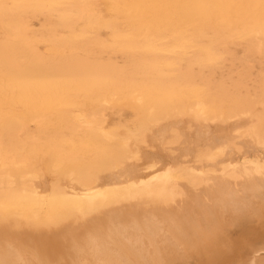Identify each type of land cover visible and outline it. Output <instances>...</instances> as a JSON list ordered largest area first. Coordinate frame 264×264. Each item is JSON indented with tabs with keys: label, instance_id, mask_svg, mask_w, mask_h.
<instances>
[{
	"label": "bare ground",
	"instance_id": "6f19581e",
	"mask_svg": "<svg viewBox=\"0 0 264 264\" xmlns=\"http://www.w3.org/2000/svg\"><path fill=\"white\" fill-rule=\"evenodd\" d=\"M41 1L38 8L45 2ZM161 1L178 0L117 3L126 7L125 13L133 12L125 15L144 30L156 32L166 17V27L185 22L195 28L189 41L195 42L194 34L211 36L207 58L195 61L208 70L206 90L197 92L191 75V102L176 84L159 82L153 87L163 94L151 92L115 64L74 54L60 55L55 66L44 63L42 53L31 51L28 23L0 0L5 32L0 66L9 68L14 83L12 88L4 86L0 96V110L10 106L4 110L5 119L0 117V264H264V91L259 95L258 89L246 88L245 94L238 91L229 97L222 84L214 89L212 81L227 60L220 50L226 30L235 34L241 27L243 39L255 41L248 48L251 55H264V0H180L187 9L158 14ZM49 6L64 8L58 19L66 29H74L79 20L100 21L92 0H52ZM154 42L149 40L148 46L156 51ZM25 50L28 56L23 58ZM180 55L178 61L189 62L192 69L190 52ZM12 89L23 95L12 94ZM70 89H97L95 95L101 97L104 92L124 97L136 93L134 105L142 112L141 121L108 130L95 114L59 110L57 129L84 130L88 137L74 144L73 153L64 139L40 142L30 135L25 122H43L37 105H49L51 98L66 96ZM228 97L230 105L224 103ZM18 105L24 110L11 109ZM184 124L195 146L183 157L193 155L194 165L180 157L163 161L151 152L155 144L166 145L168 137L180 141L184 135L179 127ZM81 147L96 154L93 161H86ZM148 147L153 149L147 152Z\"/></svg>",
	"mask_w": 264,
	"mask_h": 264
},
{
	"label": "rangeland",
	"instance_id": "374dc122",
	"mask_svg": "<svg viewBox=\"0 0 264 264\" xmlns=\"http://www.w3.org/2000/svg\"><path fill=\"white\" fill-rule=\"evenodd\" d=\"M3 1L5 3L4 7L9 9L14 15L16 16L20 15L22 19L28 23V25L30 26V30L27 32V39L30 43L29 46L31 47V51L42 53L46 59L44 60V63L47 62V64L50 66L51 64L53 65L57 64L58 61L54 59H58L60 55L69 56L74 54L79 59L90 60L91 62L94 63L115 64L118 67H120V69L123 70L125 75H127L129 78H134L136 80V83H139L141 85L143 84L147 85L148 86L147 90L151 92L158 91V89L155 90L153 86H156V83H158L159 86L160 85L159 82L163 83L160 86H163L164 84L165 85L173 84L175 86L176 84L177 86H175V89L182 94L183 98L186 96L187 98L186 100H190L191 102L193 100L192 97L190 96L192 92H191V86L189 85L192 84L190 81L191 75L194 77V82L200 88L197 89V92L202 91L201 93H203L204 90H206L205 78L209 75L208 70L206 69L204 70L202 66L196 64L195 61H197V59L200 61L207 58L208 52L206 51H208L207 47L211 45L212 38L210 36V38L202 39L200 36H196V34H194L195 42L189 41V39L192 38L193 31H195V28L190 24H185V22H182L177 27H166L168 20L166 19V17H163L161 18L160 27L156 30V32L155 31L150 32L144 30L143 27H140L137 24V21H133L125 15V14H133V12L125 13L126 7H124L123 5L121 6L117 3V1L123 3V1L125 2V0H92L94 3L95 12L97 14H100L99 17L100 21L97 23H91L90 21L87 20H79L76 22L74 29H66L59 24V19H58L59 13L63 11L64 8L61 6L58 9H54V10L50 9L49 5L52 2V0H45L42 8H38V6L42 2L41 0L38 1L24 0V2H18V3H14L13 0H3ZM159 3L157 5L159 6L161 5V9L158 10L159 12L158 14H179L180 9L182 8L187 9V4L180 0L173 2L161 1V4ZM118 7L122 9L118 10ZM94 26H96L97 28ZM228 30H226L225 32L227 33L224 32V35L222 36L224 44L220 47L221 52L224 53V61L226 60L225 57L227 56L226 57L227 62L225 61L226 63L224 62L223 66H221L224 68L223 71L217 70V74L214 75L212 80L213 88L214 89H216L217 87L220 88L223 85L225 92L226 93L228 92L227 95L229 97H233L234 95L232 94L237 93L238 91L245 94L246 88H248L250 92H254L256 89H258V94L260 95V92L264 91L263 89L264 88V55H257V56L251 55L248 48L253 46L255 41H253V39L248 37L247 38L249 40L246 38L243 39L241 27L239 28L240 31L236 32L235 34L234 32L231 33L230 30L228 32ZM3 32L4 31L0 24V40L3 39L4 37L5 32L4 33ZM143 36L146 38H144ZM141 39L143 40L147 39L146 42L147 41L149 42V40L151 41L153 39V41H155L154 45L157 46L156 51L155 49L151 50L149 48L148 45L150 43L148 42L146 43ZM208 39L210 40L208 41ZM20 41H24V40L22 39L19 40V42ZM127 42H129V44L134 43V45L129 46ZM143 43L144 46L142 45ZM157 43L159 45H157ZM145 44L146 46H148L147 48H145L146 47ZM183 44L186 46V49H184L185 46ZM126 47L129 48L130 50L129 49L126 50ZM164 47L167 48V49L165 48L166 49L165 51L169 53L168 55L164 51ZM132 48H136V49H133L134 51H132ZM137 48L138 49L145 48L148 52L145 53L146 51L145 49H142L143 51L139 49L140 50L139 51L137 50ZM26 50L23 51V55L21 54L23 58L28 56L27 54L28 51ZM157 50L159 51L161 50V52L164 51V53L166 54L163 53L161 54ZM183 50L190 52L189 60L194 63L192 69L188 67L189 62L178 61L179 59H181L179 57H181L180 54L183 52ZM15 51L18 52L17 49ZM160 60H165V61L162 62ZM166 60L168 61V63ZM172 60L174 62H172ZM163 63H166L165 64L166 66L162 67L164 65ZM199 63H202V61H200ZM58 65L57 68L59 66L62 67V65L59 66ZM167 66L170 67L167 68ZM164 68L167 69L165 70ZM66 69L67 66L65 70ZM176 73L178 75L172 78L173 75H175ZM187 77H189V79H187ZM13 84H14L13 81L12 83H10L9 68L6 66H0V96H3L4 94V90H3L4 86L9 85V87L12 88ZM149 85H151V87ZM69 91H71V93L69 92L66 96H59V97L56 96L54 98H51L48 101L49 103L46 102L49 105L41 104V103L37 105V108L42 109L41 117H43V122H39L35 120L33 121L27 120L25 123H26V128L30 135L38 139L40 142H45V140H47L49 137L54 139H64L67 142L66 145L67 150L69 151V153H73L75 151V149H73L74 144L75 143L79 144L82 140L88 141V137L87 135H85L84 130L81 131L79 130L80 132H73L71 128H67L65 126H63L61 130L57 129L59 110L68 109V111L72 113L73 112L77 113L76 110H78L79 112L88 115H90V113L93 115L95 114L97 115L96 116L97 118L99 116L104 120V125L108 130H112L114 128L117 129L120 126L134 127L141 121L142 112L140 111V109L137 108L138 106L136 103L134 105V101H136L138 98L136 93L129 97H124L122 93L118 94V96H114V95L110 96L108 93L106 94L104 92L105 91L104 89L103 90L104 93L102 94L103 96L101 97L100 96L101 94L95 95L98 93L97 89L92 90L93 93L92 91L90 92V89H86V92H84L85 90L82 91L80 90V92L78 90L76 92V91H72L71 89ZM94 91L96 92L94 93ZM11 93L17 96L23 95L17 91H14L13 89L11 90ZM158 93L163 94L161 91H158ZM113 96L114 98H112ZM229 97L224 102L225 104L227 103L226 105L231 104V100ZM106 101L109 102L106 103ZM131 101L132 103H130ZM71 103L73 106L74 105L76 106V107L74 106V109L71 108L73 107L71 106ZM13 108L18 112L24 110L23 105H18L16 106V108L11 107V109ZM6 109L10 110V106H3V107L1 106L0 117L3 120L5 119L4 114ZM91 109L93 111H91ZM184 125H182V127L181 126L179 127V129L182 130L181 132L184 135L183 136L184 139H182L183 137L181 138L182 140L179 139L181 142L178 140L176 141L175 140L176 138H174L173 140L172 139L173 137H168L170 139V143L168 139V143L166 142L167 144L165 143L166 145L163 144V146L161 145V147H159L160 146L159 144H155L153 145L154 149L151 147L149 149L148 147L147 152H150V150L153 149L151 150V152L161 156V160L163 161H173L174 157L175 159L179 157L184 158L183 156H185V151L195 146L192 137L189 136L191 134L188 127L189 125L187 124ZM187 137L188 138L191 137L190 140ZM22 138L25 141L28 140L27 142H29L30 140L29 138L27 139V137H25V135L23 134H22ZM73 139L75 141H73ZM2 141H4L5 143H9V139L7 137H3ZM184 143L188 147L184 146ZM190 143L193 145L191 146ZM81 148L83 149L80 154L84 156L86 161H93V158H95L96 154L90 152V150H88L87 148L84 147ZM84 151L88 155L87 154L84 155ZM187 157L184 158L187 159V161H189L187 164L194 165L192 163V161H194V159L192 158L193 155L189 159ZM11 224L9 225L11 226ZM12 227H14L12 230L14 231L16 229L15 224H12L11 229ZM35 233L37 236L41 235V233L39 234V232L37 231H35ZM43 234H44L43 236L45 237L48 235L52 236L50 235L51 233L50 234L47 233L48 235L46 233Z\"/></svg>",
	"mask_w": 264,
	"mask_h": 264
}]
</instances>
